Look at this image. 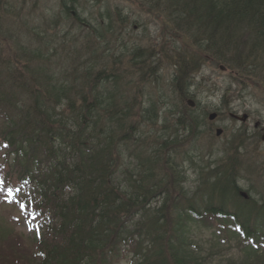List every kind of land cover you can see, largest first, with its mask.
Here are the masks:
<instances>
[{
    "label": "trees",
    "instance_id": "obj_1",
    "mask_svg": "<svg viewBox=\"0 0 264 264\" xmlns=\"http://www.w3.org/2000/svg\"><path fill=\"white\" fill-rule=\"evenodd\" d=\"M4 1L0 0V11ZM151 1L173 13L174 23L203 50L215 48L219 58L230 53L232 68L250 73L264 64V0ZM12 8L2 17L13 14ZM71 9L67 3L62 5L67 17ZM83 13L86 19H75L86 28L92 43H88L89 52L71 51L82 59L75 65L74 59L70 61L63 77L56 74L51 59L30 43L8 45L10 53L0 57V208L11 213L14 196L8 197L7 191L23 184L35 198L34 206L46 208L52 219L48 238L43 235L35 250L23 255L7 252L9 263L17 264L18 258V264H110L109 257L116 259L128 249L133 255L131 264H207L214 253L206 252L188 234V223H193L197 231L208 232L209 247L218 243L212 239L213 227L199 225L206 218L217 222L224 218L220 223L228 227L227 236L234 238L229 245L236 242L239 253L246 250L260 257L247 240L253 237L264 244V235L247 225L239 232L231 230L239 217L246 220L242 216L249 212L259 214L256 203L230 204L237 197L231 173L224 169L216 174L214 181L204 185L208 199L198 202L196 194L186 197L181 171L172 158L173 128L159 130L152 139V133H135L131 117L136 102L121 91L122 72L126 65L142 71L150 53L134 47L115 56L117 52H111L105 41L119 37L112 25L114 11L83 8ZM125 23L123 17L121 24ZM37 29L36 34L26 31L42 37L49 30ZM246 39L248 48V43L239 44ZM97 50L101 56L96 57ZM111 60L112 67L107 69ZM100 61L104 68L97 69ZM186 62H177L178 76L183 79L196 67ZM155 65L160 66L159 58ZM142 75L148 79L155 72ZM147 105L150 108L139 105V115L154 119L153 104ZM177 125L184 126L181 121ZM228 163H232L230 158ZM2 209L0 216L9 223ZM260 215L264 221V213ZM257 217L253 218L256 222ZM17 235L13 238L22 243ZM260 252L264 261V250Z\"/></svg>",
    "mask_w": 264,
    "mask_h": 264
},
{
    "label": "rangeland",
    "instance_id": "obj_2",
    "mask_svg": "<svg viewBox=\"0 0 264 264\" xmlns=\"http://www.w3.org/2000/svg\"><path fill=\"white\" fill-rule=\"evenodd\" d=\"M82 1L83 0H81V2ZM112 1L114 2V0ZM118 1H120L121 5L125 6L129 22L135 26L133 30L130 28L131 32H129L127 36H123V42H127V46L129 47L131 45L144 46L151 50V53L157 56L162 63L161 76L159 80L152 81L153 83H144L140 71L135 68L128 65L124 67L122 74L125 75V86L129 89V94L131 92H136L138 88L141 90L140 97L142 93L145 94L142 96L143 100L139 104V99H137L135 108H140L139 105L145 102L147 95H150L155 100L157 107L167 102L169 108L176 102H178L179 108H188L185 104V100L190 98L194 102V108L191 109L192 113L198 116H202L204 113V119L200 127L202 128L201 132L194 141L196 149L192 151L193 162L195 164L203 165L220 157L221 154L217 151L218 143H225L227 139H231L234 133L240 132L245 134L248 130L253 129L255 133L264 135V64H261L257 69H251L253 71L250 73L242 72L240 69L234 70L229 61L230 53L224 52L225 57L219 58V54L215 48L204 47V50L200 48V44H195L194 41L189 38V33L185 34L184 30L179 29L181 26L178 27V25L174 23V14L163 9L162 4L157 6L155 2L151 0H117L115 2ZM10 3L11 7H13L14 14L19 16V19L17 18L19 22L21 20L27 23V26L24 27L25 30L34 27L37 22L48 23L50 21V19L45 18L41 14L43 6L51 7L54 14L58 13L57 8H54L51 0H42L41 7L36 10H30V2L26 3L24 11H21V0H10ZM100 3L101 0H94L92 2L93 11L99 8L97 5ZM77 5L80 7L79 3H77ZM73 10L79 13L81 18H85L84 15L80 14L79 10ZM50 13H52V10ZM25 14H31L32 17H25ZM55 18L56 16L52 15L51 19L54 20ZM8 28L16 30L19 27L17 25L6 24L3 32ZM58 28L60 29L61 27L59 26ZM9 32L12 33L11 30H9ZM50 34L53 33L49 32L47 35ZM60 36L61 34L57 33L55 39L58 40ZM22 38L26 43L32 40L27 32L22 34ZM8 39V44L13 47V42L16 38L11 37ZM117 43L119 45L113 47L114 52L117 51V47L121 46L119 41ZM239 44H247L246 48H248L249 42H247L246 39L241 40ZM59 45L60 44L56 45L57 47L55 50H57L58 53L60 52V54H58L60 57L53 60L52 66L54 65L56 73L64 74L65 69H67L66 66L68 61H66L64 55L61 53ZM189 45L190 47H188ZM65 51H67V48ZM117 52L120 53V50ZM8 53H10V49L5 48L0 50V56H5ZM14 53L15 56L18 55V52ZM180 57L184 58V63H186V61L192 62L193 60L198 62V71H196V74L193 76L194 80L198 81L188 90L186 88L185 79L177 75L175 79L177 81L176 91H174L170 89L165 78L173 74V71L179 67L177 62H183V60H179ZM168 59H173V65L168 63ZM220 65L225 67V69H221L219 67ZM182 95L189 96L183 97ZM180 97L182 99H180ZM223 98H226V102L224 103H222ZM222 105H224L225 108H219L222 107ZM213 111L219 112V117L213 122H208L206 116ZM229 113L230 115H228ZM233 114L238 115L240 119L236 120L232 118ZM244 114H246V117L242 118ZM216 128H221L223 130V134H221L220 137L214 136L213 130ZM1 129L3 130L0 125V132ZM239 140L240 138L236 141ZM252 142L253 144L247 142L248 146L251 148L247 154L234 156L233 160L246 158L244 160L245 162H249V159H251L257 164L264 163V141L259 140V137H255V139H252ZM210 143L214 145L215 151L209 155L207 149ZM221 144L220 146L222 147ZM247 149L248 148L245 147L243 151H247ZM180 166L185 169L184 187L187 193H190L195 187L196 172L189 167L187 162H182ZM259 169L260 171L256 172L264 175V168L261 169L259 167ZM243 170L249 175L242 173L243 177L238 180V185L242 190L250 188V185L253 189V186L257 187L258 183L262 184V187H264V180H257V175H253L254 166L252 164L244 165ZM250 175H252V178ZM2 210L3 215L7 216L8 219L6 211H4V209ZM16 211H18V208H14L12 213L15 214ZM43 212L47 213L45 210H43ZM0 218V264H11L9 263L10 256L7 253L11 250H14L18 255H23L30 250H35L38 240H35V242L32 241L31 238L33 237L25 233V230L29 227V223L27 224L24 221L18 220L12 225L10 221L8 223L3 217L0 216ZM37 221L38 224H40L43 220L37 218ZM188 224L191 225L188 234L192 237V240L194 239L193 241L198 245L214 253L213 256L209 258L207 264H231L230 261L234 264L262 263V255L257 257L258 254L253 252H251L252 254L250 252L247 254L246 250L239 253L233 246L230 247L229 243H220V245L214 243L209 247V243L206 242L208 236L193 228V223ZM201 225L203 224L201 223ZM14 233H16V235L18 234L17 236L19 238H23L22 243L15 241L13 238ZM3 236H5V239L1 240ZM126 247H128V245H126ZM229 248L231 249L230 251ZM217 251H221L220 255L217 254ZM130 259L131 251L126 249L119 253L118 258H111L110 264H128ZM19 261L20 260L17 258L16 263L18 264ZM20 264H27V262L21 261Z\"/></svg>",
    "mask_w": 264,
    "mask_h": 264
}]
</instances>
